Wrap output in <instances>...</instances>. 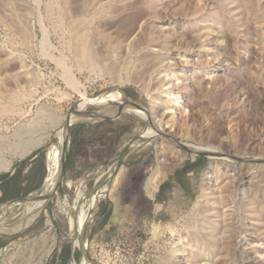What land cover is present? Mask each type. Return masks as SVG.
<instances>
[{
	"label": "rangeland",
	"instance_id": "374dc122",
	"mask_svg": "<svg viewBox=\"0 0 264 264\" xmlns=\"http://www.w3.org/2000/svg\"><path fill=\"white\" fill-rule=\"evenodd\" d=\"M240 2L0 0V161L14 159L10 170L0 168V179L22 163L17 182L7 188V195L1 192L0 227L13 229L26 216L27 200L43 195L47 153L58 145L57 121L65 126L74 116L100 113L95 105L81 108L82 94L94 99L119 91L121 103L110 105L135 107L144 111L143 117L160 96L161 80L169 81L167 87L179 97L178 103H168L172 110L166 114L175 120L174 142L155 139L148 147L125 146L124 141L137 139L146 125L142 116L125 112L66 128V165L76 154L72 164L78 178H68L65 165L56 192L28 219L34 224L0 236V264H79L82 255L89 264H161L174 246L173 235L165 229H181L195 207L203 209L208 202L204 190L215 192L220 181L236 182L229 213L257 206L253 179L264 160L251 158L264 154V2ZM72 27L91 39L100 57L95 64L78 56L71 43ZM106 36L118 46L107 48ZM139 56L146 63L158 58V65L144 67L143 80L132 72L129 79V66ZM72 85L81 87L79 92ZM43 137L48 138L44 145L24 159L14 154V146ZM177 141L211 147L216 159L190 152L182 158ZM33 160L30 174H24ZM109 165L111 169H105ZM158 168L169 172L150 198L145 184ZM100 173L105 175L98 183ZM102 189L105 195L84 215L82 251L75 248L76 237L68 227L73 201L79 190L90 197ZM243 232L240 227V253L226 264H248L245 256L250 253L256 264H264V240ZM177 256L173 264H208L207 257L188 262Z\"/></svg>",
	"mask_w": 264,
	"mask_h": 264
},
{
	"label": "bare ground",
	"instance_id": "6f19581e",
	"mask_svg": "<svg viewBox=\"0 0 264 264\" xmlns=\"http://www.w3.org/2000/svg\"><path fill=\"white\" fill-rule=\"evenodd\" d=\"M240 1H243L242 3H244V5L252 3L254 1L256 4L264 2V0H240ZM231 3H233V2H231ZM96 6H98V5H96ZM74 27H72V29ZM76 30L77 29H75L73 34L71 35L72 36V39H71L72 42L71 43H73L72 44L73 47L75 45V50H77L78 56L86 64H90V65L95 64L96 60H98V58H100V57L98 56V54L93 52L94 50L92 49V46H91V39H89V37H87L85 34L78 33ZM101 37H102V35H101ZM106 39H107L106 40L107 41V48H113V47H115V45L118 44L117 41L114 42L108 36H106ZM137 49H138V47H137ZM140 52H142V51H140ZM145 59H147V58H145ZM158 60H159L158 58L157 59L154 58L150 62L146 63L147 61L144 62V56L137 57L134 60V62L132 63V65L129 66V68L131 70L128 73V78L129 79L132 78V75L133 74L135 75V73H137L139 75V78L141 80H143L144 79V67H145V69L147 67L148 68L155 67L158 65ZM134 77H136V76H134ZM202 81H204V80H202ZM168 82L169 81L166 82L165 80H161L158 83V85L160 84L159 85L160 86L159 87L160 96H159V98L154 99V101L152 102L151 113L148 114L147 116H144V117L142 116L144 111L137 109L135 107L122 106L120 108H117V107H113L110 105V102H118V103L120 102L121 103L122 94L119 91H116V92L109 94L107 96H102V97H98V98H94V99L86 98V95H85L86 93L82 94L85 101L81 105V108H83L89 104H91L93 106L95 105V106H98L101 108L100 113L96 117H94L93 115H91V116H85V115L74 116L73 118L68 120V122L65 124V126H64L63 120L57 121L56 127H57V125H58V127L56 128L55 133L57 135L56 137H58V145H56L55 147H52L51 150L49 149V151L47 153V170H48V173H47V176H46L45 181H44V193L40 197L35 196L36 198H32V199L27 200V202H26L27 209L25 210L27 212L26 216H23L19 220L18 224H16L13 229H15L17 226H21L22 223L28 225V223H29L28 219L30 218L31 214L36 212V211H39L40 209H42L46 205L47 199H48V197H46V194L51 193L53 191L56 192L54 189L56 188L57 182L59 181L61 174H62V155H63V149L66 145V144L64 145V143L62 141V136H63L64 132L66 131V128H69L72 125L79 124V123L85 122V121H91V120H95V119H99V120L104 119V118L108 117V115L111 112H115V113L116 112H125V113H132V114L138 116L139 118L143 117V120L146 122L145 127L138 131V133H139L138 138L132 142L125 140L124 141L125 146L131 145L133 148L137 147V146L148 147L152 144L151 142L155 139H167V140H171L173 142L176 141V137L171 133L173 131L174 124H175L174 123V121H175L174 117L168 118L166 116V114H168L169 111L171 112V110H172V109H169L168 103H170V102H172L173 104L178 103L179 97H177V95H175L173 93L171 88L167 87ZM241 83H242V81H241ZM74 86H76V85H72V87L79 92V88H81V87L78 88V86H76V87H74ZM164 98L165 99L169 98V100L166 101V100H164ZM260 119H261V117H260ZM258 121H260V120L258 119ZM168 130H169V132H168ZM134 134H135V132H134ZM47 139H48L47 137H45V138L43 137V138H41V139L39 138L37 140H32V141L29 140L30 142L28 141V142H26V144H23V145L14 146L13 147L14 154L17 157L24 159L27 155H29L31 153L32 150H34L35 148H37L39 146L44 145V143L47 141ZM177 145H179L183 150L182 156L180 155L182 158H184V156L187 152H190V153H192V155H195V156L198 153H205L206 156L210 160L216 159V156H217L216 150L211 148V147H203V146H198V145L189 144V143H182L180 141L179 142L177 141ZM178 148L176 150H178ZM122 151H123V149H122ZM164 153H166V152H164ZM174 154H176V153H174ZM177 154H178V152H177ZM258 156H256L254 154V156H252L251 159L255 162L260 161V160H264V154L263 155L261 154V157H258ZM218 157H220V156H218ZM225 159L228 160L229 158L226 157ZM166 160L160 159V162L161 161L165 162ZM13 162H14V159H8V158L2 159L0 161V168L4 171H8L12 167ZM111 167L112 166L109 165V166H106L105 169L108 168L110 170ZM210 170L213 171L212 167L210 168ZM168 172H169V169L158 168L147 179L146 184H145V192L150 198H154L156 192L158 191L159 183L161 181L162 176L164 174H167ZM107 173H109V172H107ZM257 174L258 175L255 176L253 179L254 184H255V185H253L254 186L253 190L255 192V195L253 194L254 195L253 201H255V202H253V206L255 204H257V206L255 205L253 208H250L247 210H244L242 208L241 212H239L240 211L239 210V211H236L235 213H233V212L229 213V210L227 208V205L229 203L228 201H231V199L232 200L235 199V196H234L235 194H234L233 189L238 188V184L236 182L233 183V182H228V181L227 182L220 181V184L217 183L214 187L215 192L211 191L209 193V192H206V190H204V192L202 191L203 192L202 197L205 199V201H208V202H207V204L204 205L203 209H198L199 207H195L191 211V213L189 214L190 219L187 218L189 221H187V223L185 222L186 224L181 226V229L183 230L184 233L182 234L181 229L178 228L177 226H175V227L169 226L165 229V231H167L173 235V242L175 244L173 243L174 246L171 247V249L168 251V256H166L167 260L164 259L161 264L176 263L177 262L176 259L178 258V256H177L178 254H182V256L185 259L187 258L188 262H190V260L191 261L192 260H194V261L204 260L205 261V259L207 257V259H206L207 262H205V263H208V264H226L229 261L233 260L237 253H240L239 252L240 244L237 242V239L239 238L238 233H239L240 227H242V230L244 232L249 231V233H251V235L255 236L256 238L260 237L262 240H264V206H263V204H264V202H263L264 201V184H263L264 183V166H260L259 169H257ZM104 175H105V173H100L98 175V177H97L98 183L104 178ZM116 179H117V177H116ZM219 179H221V178H219ZM68 185L70 187L71 182H68ZM106 191H107L106 189H102V190L98 191L97 193H92L90 195V197H86L84 192H82L81 190H79L77 192L75 199L73 201V203L75 204V207L73 210L75 212L73 214H70L69 218H68L69 231L72 232V235L76 237L74 240L75 241L74 242L75 248H79L80 250L85 251V244L82 242V240L80 238L82 236L81 235L82 228L87 224V222L84 221V215L86 212L89 213L91 210H93L96 207L99 199L105 195ZM197 206H199V204ZM184 221H185V219H184ZM243 221H245L249 224V226L251 227L250 230L246 229V225L245 224L243 225V223H242ZM2 229H6V228L0 227V230H2ZM9 230H11V229H9ZM52 243H53V241H52ZM187 247H193V249L196 248L197 251H194L193 249H189ZM52 250H53V244L49 247L47 252L51 253ZM82 256H83L82 260L79 264H89L85 255H82ZM241 257L243 259V255H241ZM245 259L248 262V264H256V262H255L256 258H253L251 253L248 254V256H245Z\"/></svg>",
	"mask_w": 264,
	"mask_h": 264
},
{
	"label": "water",
	"instance_id": "95a60500",
	"mask_svg": "<svg viewBox=\"0 0 264 264\" xmlns=\"http://www.w3.org/2000/svg\"><path fill=\"white\" fill-rule=\"evenodd\" d=\"M206 156V154L205 153H198V154H196V156ZM67 158H68V150H67V146L66 147H64V149H63V155H62V174H61V177H60V179H59V181L61 180V178L63 177V175H64V171H65V165H66V163H67ZM59 181L57 182V185H56V188L54 189L55 191L58 189V187H59ZM52 194V192L51 193H48V194H46V197H49L50 195ZM2 218H4V216H0V219H2ZM18 224V223H17ZM34 223H32V224H28V225H26V224H23L22 223V225L21 226H17L15 229H11V230H9V229H2V230H0V236H9V235H11V234H14V233H18V232H22V231H24V230H26V229H28L30 226H32ZM74 252H75V250H74Z\"/></svg>",
	"mask_w": 264,
	"mask_h": 264
},
{
	"label": "crops",
	"instance_id": "0c3cea01",
	"mask_svg": "<svg viewBox=\"0 0 264 264\" xmlns=\"http://www.w3.org/2000/svg\"><path fill=\"white\" fill-rule=\"evenodd\" d=\"M68 143V142H67ZM76 154H73V156L71 155L70 156V159H69V162L68 164L66 165V175L68 178H70L71 180H74L77 177V173H78V168L74 167L73 166V162L75 161L76 159ZM74 159V160H73ZM21 165L22 163L18 164L17 165V168L14 170V172L10 175V176H13L15 173H17L19 171V169L21 168ZM35 163H34V160L30 163H28V165L26 166V168L24 169V174H30L32 168L34 167ZM86 173V172H85ZM84 173V174H85ZM88 174V173H87ZM82 176V175H81ZM89 176V175H88ZM3 183V178L0 179V185ZM2 196L1 194V191H0V197Z\"/></svg>",
	"mask_w": 264,
	"mask_h": 264
},
{
	"label": "trees",
	"instance_id": "16d2710c",
	"mask_svg": "<svg viewBox=\"0 0 264 264\" xmlns=\"http://www.w3.org/2000/svg\"><path fill=\"white\" fill-rule=\"evenodd\" d=\"M19 174H20V170L17 173H15L13 176L6 175V176L3 177V183L0 185V191L3 192L4 195H7V193H8L7 188L11 184L17 182V179L19 177ZM163 188H164V186L161 187L160 194L157 196V200L159 202H161L160 196H161V192L163 191ZM108 217H109V215H107V218ZM75 254H76V251H75L74 255Z\"/></svg>",
	"mask_w": 264,
	"mask_h": 264
}]
</instances>
